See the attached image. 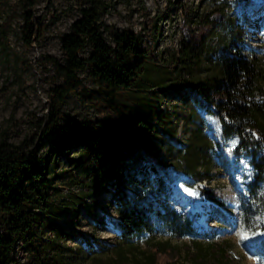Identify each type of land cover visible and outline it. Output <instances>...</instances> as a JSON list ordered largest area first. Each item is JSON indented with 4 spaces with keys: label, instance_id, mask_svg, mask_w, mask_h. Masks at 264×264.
Masks as SVG:
<instances>
[{
    "label": "trees",
    "instance_id": "1",
    "mask_svg": "<svg viewBox=\"0 0 264 264\" xmlns=\"http://www.w3.org/2000/svg\"><path fill=\"white\" fill-rule=\"evenodd\" d=\"M29 1L33 6L34 1ZM102 9L100 0H81L80 14L60 39L62 59L48 57L58 78L49 89L47 111L39 122L41 138L49 140L48 152H39L38 136L19 144L5 136L0 139V264H24L14 257L19 243L27 264H68L69 231L58 221L71 213L74 224L79 208L90 205L85 198L102 193L109 194L107 200L118 216L112 224L124 242L143 237L147 242L164 231L192 241L197 249L194 264H225L217 260L219 246L201 251L205 249L199 233L205 232L193 226L200 216L168 201L175 195L171 184L196 188L195 182L204 179L210 184L217 144L204 131L205 118L185 140L177 139L179 118L174 120L161 99L169 96L168 91L179 94V99L189 95L194 107L216 118L219 128L215 127L221 139L233 145L235 158L249 159L250 191L264 208L263 65L256 56L243 54L241 26L228 28L218 48L208 47L210 34L222 19L219 10L200 28L183 31L179 48L155 58L152 47L160 30L156 20L149 30L152 42L146 46L138 32L103 25ZM32 17L25 12L21 25L26 46L43 35V25ZM7 31L0 22L1 48H6ZM210 51L207 70H214L201 78L194 70L201 68ZM81 72L87 73L91 87L83 83ZM71 95L103 116L75 119L63 109ZM166 132L172 143L163 156V142L157 140ZM61 157L68 167L58 169ZM197 189L199 198L207 194L209 201L225 203L214 189ZM168 248L145 254L136 264H174L159 261V254L171 252ZM120 260L117 264H131Z\"/></svg>",
    "mask_w": 264,
    "mask_h": 264
},
{
    "label": "rangeland",
    "instance_id": "2",
    "mask_svg": "<svg viewBox=\"0 0 264 264\" xmlns=\"http://www.w3.org/2000/svg\"><path fill=\"white\" fill-rule=\"evenodd\" d=\"M33 1L34 5L30 6L29 0H0V22L8 30L6 48L0 47V139L5 136L10 142L19 144L38 136L41 150L39 152L45 155L50 145L47 138L40 136L39 122L47 111L49 89L58 81L48 57L62 59L60 39L80 14L81 0ZM100 1L103 3V25L138 32L143 36L146 46L152 42L149 35L151 23L157 21L160 30L156 34L155 47H152L155 58H165L179 48L183 31L200 28L209 21L214 10H219L222 19L220 25H216L211 32L208 47L218 48L228 36V28L241 26L245 30L243 54L256 56L264 68V0ZM25 12H30L32 20L40 21L44 27L42 37L29 46L24 44L21 35ZM163 13L164 15H160ZM158 15L161 17L157 18ZM188 16L191 17L190 23L187 22ZM106 30L104 34L109 40L110 36ZM211 56L213 52L210 51L208 56L202 58L201 68L194 70L195 75L203 78L213 72L214 69L207 70ZM80 75L83 83L91 87L92 81L87 73L81 72ZM178 95L168 91V97L161 99L163 105L172 112L174 120L179 118L177 139L185 140L196 123H204V118L211 120L219 128L216 118L194 107L189 95L181 99ZM63 109L75 119H97L103 116L99 109L87 105L73 95L65 100ZM183 118L186 121L182 123ZM168 133L161 134L157 140L163 142V156L167 155L164 151L166 146L172 143L168 139ZM226 145L229 150H233L231 143ZM216 154L218 156L212 166L210 184L205 179L200 181V184L208 186L206 192L214 189L225 203L209 201L207 194L199 198V189L188 188L182 183V186L178 187L181 196L172 195L168 201L176 209L193 211L200 216L198 222H193V226L201 227L206 232L199 237V241L204 242L201 243L205 249L201 250L202 252L207 251L213 244L212 247H227L225 250L219 249L221 256L217 258L218 262L264 264V208L258 204L250 191L249 183L253 173L251 163L243 155L233 160L221 150L218 152L217 147ZM59 167H68L65 157H61L58 169ZM66 178V175L62 177ZM260 186L264 189V184ZM58 187L63 188L62 185ZM108 195L102 193L96 197L85 198L90 205L88 209L79 208L74 224L70 222L71 213L58 221L69 231L65 240V244L72 248L67 255L68 264H117L121 261L120 258L136 264L145 254H152L165 247H170L171 249H168L171 252L159 254V261L167 260L174 264L195 263L194 254L197 249L189 238H173L160 231L156 232L154 239L147 242L144 237L129 242L121 240L112 224L118 216L113 205L107 200ZM180 202L184 205H180ZM14 257L27 264V255L20 243L16 247Z\"/></svg>",
    "mask_w": 264,
    "mask_h": 264
},
{
    "label": "bare ground",
    "instance_id": "3",
    "mask_svg": "<svg viewBox=\"0 0 264 264\" xmlns=\"http://www.w3.org/2000/svg\"><path fill=\"white\" fill-rule=\"evenodd\" d=\"M206 121H207V123H206V125L204 127V131L206 133H208L209 136L211 137V139L214 140V142L217 144L218 150H221L225 154V156H229V158H231V159L234 160L233 154L232 155L230 154V151L231 150H229V148L226 145V143L221 139V137H220V135L218 133V130L215 127V125L212 123L211 120H206ZM231 153H232V151H231ZM179 186H182V185L177 184V186H174L173 187V190H174L173 192H175V195L176 194L177 195L178 194L180 195V193L178 192V189H179L178 187ZM195 186H201V187H203L200 184V181H198V183L196 182ZM182 194H184V192H182ZM181 204L184 205V203H182V202H181Z\"/></svg>",
    "mask_w": 264,
    "mask_h": 264
}]
</instances>
